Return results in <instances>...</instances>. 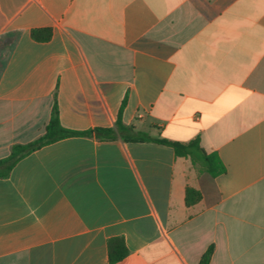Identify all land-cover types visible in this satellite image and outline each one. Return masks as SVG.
Returning <instances> with one entry per match:
<instances>
[{"label":"crops","instance_id":"obj_1","mask_svg":"<svg viewBox=\"0 0 264 264\" xmlns=\"http://www.w3.org/2000/svg\"><path fill=\"white\" fill-rule=\"evenodd\" d=\"M49 28L48 40L32 29ZM121 120L215 151L69 136L0 177V264H264V0H0V159ZM187 187L200 198L185 202Z\"/></svg>","mask_w":264,"mask_h":264},{"label":"trees","instance_id":"obj_2","mask_svg":"<svg viewBox=\"0 0 264 264\" xmlns=\"http://www.w3.org/2000/svg\"><path fill=\"white\" fill-rule=\"evenodd\" d=\"M51 35L49 28L32 29L31 36L35 40H48ZM125 105V99L122 100L118 110L117 118L111 127H94L82 131L65 128L61 125L56 104L54 103L49 120L45 126L44 132L35 139L24 143L13 144L7 157L0 159V177L8 175L14 163L41 146L52 143L64 137L69 136H87L95 137L99 140L121 139L122 141H153L160 144L171 146L176 156L188 157L192 164L198 165L201 170L206 171L214 177L225 171V167L215 151L207 152L200 145L199 136H195L187 141H175L161 136H150L147 133L138 130L134 124L125 125L121 120L122 109ZM200 198V193L191 187L185 190V202L191 204ZM108 261L110 264L121 261L127 254L128 249L124 239L121 236L111 237L107 242ZM212 246H209L202 254L199 264H208Z\"/></svg>","mask_w":264,"mask_h":264},{"label":"rangeland","instance_id":"obj_3","mask_svg":"<svg viewBox=\"0 0 264 264\" xmlns=\"http://www.w3.org/2000/svg\"><path fill=\"white\" fill-rule=\"evenodd\" d=\"M199 167V164L197 165ZM200 168V167H199ZM201 169V168H200Z\"/></svg>","mask_w":264,"mask_h":264}]
</instances>
